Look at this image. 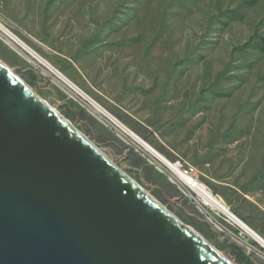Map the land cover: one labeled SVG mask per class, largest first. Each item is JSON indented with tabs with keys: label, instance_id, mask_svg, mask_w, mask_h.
I'll list each match as a JSON object with an SVG mask.
<instances>
[{
	"label": "rangeland",
	"instance_id": "1",
	"mask_svg": "<svg viewBox=\"0 0 264 264\" xmlns=\"http://www.w3.org/2000/svg\"><path fill=\"white\" fill-rule=\"evenodd\" d=\"M0 20L157 152L193 166L264 239V0H0ZM0 60L180 221L241 264L229 247L240 246L212 230L88 101L27 51L0 41ZM238 229L254 246L244 252L249 261L264 264V248Z\"/></svg>",
	"mask_w": 264,
	"mask_h": 264
},
{
	"label": "water",
	"instance_id": "2",
	"mask_svg": "<svg viewBox=\"0 0 264 264\" xmlns=\"http://www.w3.org/2000/svg\"><path fill=\"white\" fill-rule=\"evenodd\" d=\"M0 264H233L0 60Z\"/></svg>",
	"mask_w": 264,
	"mask_h": 264
},
{
	"label": "built area",
	"instance_id": "3",
	"mask_svg": "<svg viewBox=\"0 0 264 264\" xmlns=\"http://www.w3.org/2000/svg\"><path fill=\"white\" fill-rule=\"evenodd\" d=\"M13 36L17 37L5 25H3L0 20V41L12 48L14 51L18 52V50H24L19 48ZM76 92L80 97H82V99L88 102L90 101L89 98L82 93V91L76 90ZM102 115L105 116L109 122L113 123L108 118L109 116L107 114ZM138 148L142 149L140 146ZM141 155L145 158L149 165H151L157 172L164 175L168 179V181L184 195V197H186L195 205L199 212L203 214L205 221L209 224L212 230H214L222 237H225L234 242L238 247L240 246L239 248L243 253H249L252 250V248L254 247L252 243H249L245 239H241L237 235V230H239L238 226L231 223L226 215L221 211L212 209L211 207L204 204L201 196L199 195V192L209 191L211 194L213 193L207 185L200 181L197 170L193 166L185 161H181L180 159L170 160L161 154L160 155L163 158L155 157L145 150H143V153ZM213 195L221 201V199L217 197V195ZM226 222H228V225Z\"/></svg>",
	"mask_w": 264,
	"mask_h": 264
},
{
	"label": "bare ground",
	"instance_id": "4",
	"mask_svg": "<svg viewBox=\"0 0 264 264\" xmlns=\"http://www.w3.org/2000/svg\"><path fill=\"white\" fill-rule=\"evenodd\" d=\"M14 40L17 42L20 49L26 50L35 60L43 64L50 72L55 74L57 78L66 84L70 89L76 91L79 90V88L74 85L69 79H67L63 74H61L58 70H56L54 67H52L49 63H47L43 58H41L37 53H35L28 45H26L24 42H22L17 37L13 36ZM81 91V90H80ZM89 98V97H88ZM90 104L94 107V109L104 115H108L109 119L120 129V131L131 141L140 146L143 150L147 151L151 155H154L155 157L163 158L159 152H157L151 145H149L145 140H143L141 137H139L137 134H135L132 130H130L128 127H126L124 124L119 122L114 116L110 115L106 110L103 109L99 104H97L95 101H93L91 98H89ZM49 105V104H48ZM59 113V112H58ZM60 114V113H59ZM74 126V125H73ZM76 128V127H75ZM77 129V128H76ZM78 130V129H77ZM134 180V179H133ZM135 181V180H134ZM200 191L199 195L201 196L204 204L211 207L212 209H217L224 213L226 217L229 219L231 223L238 226L245 232L250 238H252L254 241H256L261 247L264 248V239L255 231L253 230L249 225H247L244 221H242L240 218H238L236 215H234L228 208L225 206L218 198H216L213 194H211L209 191ZM171 212V211H170ZM172 213V212H171ZM222 254V253H221ZM223 255V254H222ZM224 256V255H223ZM225 257V256H224ZM228 259V258H227ZM229 260V259H228ZM230 261V260H229ZM232 262V261H230ZM233 263V262H232ZM234 264V263H233Z\"/></svg>",
	"mask_w": 264,
	"mask_h": 264
},
{
	"label": "trees",
	"instance_id": "5",
	"mask_svg": "<svg viewBox=\"0 0 264 264\" xmlns=\"http://www.w3.org/2000/svg\"><path fill=\"white\" fill-rule=\"evenodd\" d=\"M67 116L72 118L74 116V114H72L71 112H67ZM229 247H230L231 252L235 256V260L238 263H241V264H253L252 262L249 261L248 257L240 249H238L234 245H230Z\"/></svg>",
	"mask_w": 264,
	"mask_h": 264
}]
</instances>
